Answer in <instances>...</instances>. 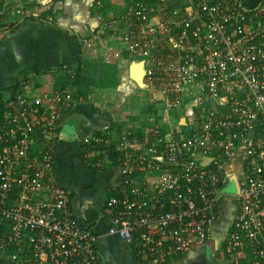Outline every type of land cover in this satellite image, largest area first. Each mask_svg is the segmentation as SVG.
Wrapping results in <instances>:
<instances>
[{
    "label": "built area",
    "instance_id": "1",
    "mask_svg": "<svg viewBox=\"0 0 264 264\" xmlns=\"http://www.w3.org/2000/svg\"><path fill=\"white\" fill-rule=\"evenodd\" d=\"M124 1L117 15H97L98 30L142 64V89L169 122L152 117L142 132L128 125L119 135L84 134L90 153L118 161L115 193L105 203L108 234L151 264H165L210 239L228 197L236 213L225 260L264 264L257 241L264 234L263 7L242 0ZM31 15L0 0V31ZM65 72L74 78V70ZM21 89L8 102L0 99V214L7 225L0 264H97V235L73 217L54 169L61 111L93 102V95ZM230 177L235 192L224 190Z\"/></svg>",
    "mask_w": 264,
    "mask_h": 264
},
{
    "label": "crops",
    "instance_id": "2",
    "mask_svg": "<svg viewBox=\"0 0 264 264\" xmlns=\"http://www.w3.org/2000/svg\"><path fill=\"white\" fill-rule=\"evenodd\" d=\"M97 1H101L104 8H99ZM242 1L248 8L263 7L264 10V0ZM7 2L30 8L32 15L18 20L9 32L0 31V99L4 102L18 95L23 84L33 86V90L37 91L60 90L61 86L65 87L68 83L66 69L75 71L80 62L97 65L100 60L94 62L90 56L96 57L99 53L105 57L109 52L119 51L110 47V41L113 40L99 32L100 21L97 15L101 14L105 18L117 15L120 0H109L111 7L106 6V0ZM49 16L53 18L50 22L46 19ZM122 51L120 49L121 56L116 58L118 75L121 74L124 62L132 64ZM120 80V85L128 83L122 75ZM67 87L69 89L71 86ZM116 110L108 109L97 100L72 105L61 111L54 151L56 185L67 193L68 206L77 223L97 235V264H151L149 260L139 257L124 240L108 234L111 212L105 203L115 193L118 161L113 154L106 157L90 153L83 140L86 133L99 135L106 132L119 135L123 132L128 125L120 122L126 118L119 116ZM67 125L78 133L77 140L58 138L61 129ZM223 199L219 203V218L210 239L165 264H209L212 261L229 264L223 256V245L225 236L231 229L236 208L232 199ZM226 199L228 205L232 206L228 209L229 212L223 211ZM6 228V222L0 214V236L5 233ZM257 241L264 251V234ZM5 264L16 263L6 260Z\"/></svg>",
    "mask_w": 264,
    "mask_h": 264
},
{
    "label": "rangeland",
    "instance_id": "3",
    "mask_svg": "<svg viewBox=\"0 0 264 264\" xmlns=\"http://www.w3.org/2000/svg\"><path fill=\"white\" fill-rule=\"evenodd\" d=\"M110 45L112 49H119L120 51V48L118 46H121V45L116 40L110 41ZM123 56L125 55L123 54ZM90 57L91 59H94V62L98 60L103 61V59L104 60L107 59L106 56L102 57L99 53L98 55H96V57H93V56H90ZM124 63L127 65L125 66V64H123L124 67L121 66L122 71L120 73L121 75L125 76L127 74L128 65L130 64H128L127 62H124ZM88 77L95 79V74L92 72L88 75ZM133 86L134 85L126 83V84L120 85L117 90H113V89L103 90V89H97L93 87L89 93L93 95V101L96 102L98 100V102H101L102 105H104L108 109H117L116 112L118 113V115L123 118H126L124 121L120 122L122 125L131 124L134 127V129L142 132L146 126H149L150 118L152 117L155 119L156 117H158L160 120H162L163 117L167 118L163 122L164 125H167V122H169V117H166L161 106L151 99V97L149 96V93L146 90L138 86L130 90L131 87ZM82 88L85 90L84 87ZM69 89L73 91L74 86L72 85V87ZM67 127L70 129L68 125ZM232 189H233V185L231 182H227L224 185V190L226 192H231ZM223 201L224 199L221 200V203ZM228 203H229L228 199H226L225 202L223 203V211L225 212H227L228 209L232 207L230 204L228 205Z\"/></svg>",
    "mask_w": 264,
    "mask_h": 264
},
{
    "label": "trees",
    "instance_id": "4",
    "mask_svg": "<svg viewBox=\"0 0 264 264\" xmlns=\"http://www.w3.org/2000/svg\"><path fill=\"white\" fill-rule=\"evenodd\" d=\"M129 1L130 0H125L124 2L127 5L129 3ZM106 6L107 7L112 6L111 3L109 2V0H106ZM119 6L117 8L122 9ZM119 12H122V10ZM119 56H121V53L119 51H113V52H109L108 54H106L107 59L97 62V65H94L92 63L80 62L77 65V67L75 68L74 78H70L68 75L65 74V77L68 81L66 86L72 87V85H73L74 89L72 92H75V94H83V95L90 94L89 92H90V90H92L93 87L97 88V89H107L110 87H117L118 88L120 86V83H121V80H120L121 74L118 75L116 58H118ZM94 67H96V68H94ZM92 72L95 74V79L88 77V75ZM122 76H124V75H122ZM124 77L129 84L134 85L133 87H131L130 90H132V88L136 87L135 83L129 79L127 74ZM66 86L65 87L61 86L59 88L60 91H65V90L71 91L70 89H66ZM82 87H84L85 90ZM156 121L161 122V120L158 117H156ZM13 196L14 195H12L11 198H13ZM6 230H7V228H6ZM13 251H15V250L14 249L10 250V252H13ZM209 264H218V263L215 261H212Z\"/></svg>",
    "mask_w": 264,
    "mask_h": 264
},
{
    "label": "water",
    "instance_id": "5",
    "mask_svg": "<svg viewBox=\"0 0 264 264\" xmlns=\"http://www.w3.org/2000/svg\"><path fill=\"white\" fill-rule=\"evenodd\" d=\"M143 68L141 63H132L128 68V77L131 81L135 83L136 86L140 88H144L143 84ZM216 110V108L214 107ZM58 138L61 140H77L78 133L76 131L70 130L67 126H64L60 133L58 134ZM230 181L232 184H235L234 177H230ZM235 187H233L232 192H235Z\"/></svg>",
    "mask_w": 264,
    "mask_h": 264
}]
</instances>
